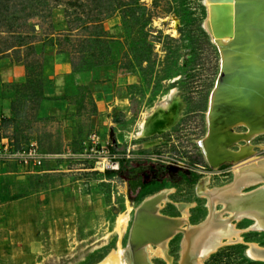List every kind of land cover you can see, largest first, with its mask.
Here are the masks:
<instances>
[{
    "label": "rangeland",
    "instance_id": "rangeland-1",
    "mask_svg": "<svg viewBox=\"0 0 264 264\" xmlns=\"http://www.w3.org/2000/svg\"><path fill=\"white\" fill-rule=\"evenodd\" d=\"M41 1L27 4V11L18 6L14 28L0 22V29L13 32L0 33V51L15 46L0 54V113L18 143L35 141L50 156L40 171L23 181L12 179L0 190V264H99L119 245L126 249L136 210L156 193L138 200L127 181L108 176L115 171L107 164L125 159L132 179L160 180L169 174L179 181L162 189L171 191L162 216L182 217L192 227L202 224L210 206L204 193L231 186L240 166L264 161V129L249 139L253 130L246 126L227 129L235 143L221 145L229 158L214 166L199 145L209 135L207 115L222 69L218 44L205 27V0H121L123 7L100 28L85 23L93 17L89 8L103 0H47L45 7ZM102 29L109 42L97 37ZM51 46L73 56L75 96L67 100L74 114L45 111L42 54ZM97 69L134 74L139 84L131 87L107 128L93 131L85 126L96 111L90 84ZM242 148L252 153L237 161L234 155ZM102 149L107 156L98 154ZM181 172L186 179L180 180ZM245 182L236 190L262 187V181ZM178 204L188 206L187 217ZM214 207L222 218H231L224 203ZM126 214L121 233L118 225ZM230 224L241 241L222 245L202 263L197 256V264H264L247 254L251 245L264 249V231L252 229L255 221L249 218ZM185 239L183 233L175 235L164 256L152 255L151 263L182 264ZM187 252L191 256L192 247Z\"/></svg>",
    "mask_w": 264,
    "mask_h": 264
},
{
    "label": "bare ground",
    "instance_id": "bare-ground-1",
    "mask_svg": "<svg viewBox=\"0 0 264 264\" xmlns=\"http://www.w3.org/2000/svg\"><path fill=\"white\" fill-rule=\"evenodd\" d=\"M237 1L238 0H205L209 13V17L205 24V27L210 32L213 41L218 44L217 46L222 56L221 74L217 81L215 90L213 91V94L211 96L210 109L207 115L208 123H209V135L212 132V129L210 127V120H211V114L213 111V104L216 98V94L219 92L224 74L231 73L235 70L234 63L236 61L241 60V63L245 61L247 64V68L253 70L254 72H257L256 77L255 75H253V77L256 78L257 81L254 80L255 82L254 83L251 80H245L243 91L249 93V92H256L257 91L256 89L260 87L263 89L259 90L260 93H258L257 96L250 99L249 106H251L253 111V115L250 118L248 119L239 118L235 122L221 123L218 126H216L215 129L213 130L215 133V139L210 147L206 145V141L209 135L205 140L199 143L200 147L204 151L207 160H210L209 156H211L213 158V163L225 157V153L220 152V148L222 144L231 145L235 143L233 134L228 133L227 129L233 132V129L236 127L246 126L249 130H253V132L249 135L248 139L259 135L261 133L260 132L261 129H264V34L256 33L254 31V27H251L252 16L257 11L256 7L255 8L247 7V15L244 17L246 22L244 35H243L244 37L239 39V41L237 40L236 43ZM244 1H256L257 5H260L259 11H261L262 14L259 19V25L261 28L264 29V0H244ZM234 43L236 44L234 45ZM259 79L261 80L259 81ZM173 95L174 92L170 93L168 98L172 97ZM166 105H167L166 102H164L163 108H165ZM251 153H252L251 149L242 148V151L240 153L235 154L234 158L237 161L244 160L248 158L251 155ZM234 172H235V178L236 176H238V178L229 188H226L224 190L222 189H216L212 191L208 190L204 193V195L207 196V198L210 201L209 202L210 208H215L214 206H216L217 204L224 203L226 205V208H224L223 210L228 211L231 214V218H234L235 220H241L249 216H253L254 218L253 221H255V224L252 226V229L264 231V212L258 210L251 211L245 209L241 211L234 209V206L232 205L230 199V197H232V192H237L236 189L238 188L236 187L240 183L243 184V182L246 181L244 183V185L246 186L258 183V180L257 182H255L256 180H253V177L245 179L246 176L243 175L249 173L253 174L254 177L257 176L263 179L262 187H261L262 192L260 197L264 198V161H258L255 163L254 160L253 164H250L249 167L243 168V166H240ZM223 191L226 192L224 193ZM169 192L171 191L162 190L161 194H158V196H152L145 200L150 202L148 206L149 210L147 211L149 215H150V210L153 207H156L158 213H153V215L166 217V216H162L159 213V211L162 205L168 201ZM225 194L227 195L226 197ZM178 207L181 213H183V215L187 217L188 209H189L188 206L184 204H180V205L178 204ZM130 209H132L131 206ZM221 215L218 214V216ZM218 216L212 217L210 219V224L208 227L203 228L200 232L196 231L195 233H192L193 235L191 238L192 240L188 236L187 241H189L188 243H191L190 246L192 247L191 255L193 256L195 254L193 258H197V256L199 255L201 256L200 257L201 260L199 263H202L203 258L208 257L206 256L207 252L209 251L208 246L211 244V242H213L212 240L213 236L217 232H223L225 234V238L220 242L221 245H226V244L228 245L241 241V238L238 236L236 232L237 230L234 229V226L230 224L231 222L229 224H225L221 226L218 224L219 221ZM171 219H177L180 225L179 229L182 231L185 230L188 231L192 227L189 225L187 219H184L182 217L171 218ZM128 220H129V215L126 214L124 217L121 218L120 222L118 221L119 222L118 226H120L121 228V233H125ZM156 236L159 237L158 234ZM170 239L158 245H152L147 243L140 248L138 254L137 252L133 253L128 246L126 249H123L122 246L119 245L117 250L112 251L99 264H152L150 260L151 256L154 255L158 257L159 256L163 257L165 254L164 250H166V244ZM188 247L189 245L186 244V248H185L186 256L189 253L187 252ZM214 252L215 251H213L212 253ZM247 254L251 258L257 259L258 257L264 255V249L256 245H251Z\"/></svg>",
    "mask_w": 264,
    "mask_h": 264
},
{
    "label": "water",
    "instance_id": "water-1",
    "mask_svg": "<svg viewBox=\"0 0 264 264\" xmlns=\"http://www.w3.org/2000/svg\"><path fill=\"white\" fill-rule=\"evenodd\" d=\"M236 5H237L236 43L237 40L239 41V39L244 37L243 36L244 29L246 26L244 17L247 15V7H254V8L256 7L257 11L252 16L251 27H254V31L256 33L264 34V29L261 28L259 25V19L262 14V12L259 11L260 5H257L256 1H244V0H238ZM236 43H234V45ZM234 65H235V70L233 72L224 74L219 92L216 94V98L214 100L213 111L210 120V127L212 129V132L210 133L206 141V145L208 147H210L213 144V141L215 139V133L213 130L215 129L216 126H218L221 123L235 122L239 118L248 119L253 115L252 108L251 106H249L250 99L257 96L258 93H260L259 90L263 89L260 87L256 89L257 90L256 92H249V93L244 92L243 86L245 80H251L252 82H254V80L257 81V79L253 77V75H255L256 77L257 72H254L253 70L247 68V64L245 61L241 63V60L240 61L238 60L234 63ZM260 80L261 79H259V81ZM165 112L159 110L158 114H162ZM164 123H161V125H163ZM209 158L210 160H208V162L214 166L213 158L211 156H209ZM227 158L229 157L223 158L222 161L226 160ZM253 179H255L256 181L257 180L263 181L261 177H257V176L254 177ZM229 187L230 186L226 188ZM226 188H223L222 190ZM161 192L162 191L156 193L154 196H158V194H161ZM223 192L225 193L226 191ZM261 192H262L261 188L249 193H242L239 191L232 192V197H230L231 203L234 206V209L237 210L243 211L245 209L246 210L248 209L251 211L258 210L264 212V198L260 197ZM226 196L227 195L225 194V197ZM149 204L150 202L143 201L142 205L138 208L134 216L133 223L131 225L128 247L131 249L133 253L137 252L138 254L140 248L147 243L152 245H158L167 241L170 238L172 239L178 233L185 234V238H186L185 243H186L188 236H190L192 233H195L196 231L200 232L203 228L208 227L210 224V219L212 217L218 216V214L215 213V209L214 208L210 209V206H208L207 204V207L209 209V215L207 219L202 224L197 225L195 227H191V229H189L188 231L186 230L182 231L179 229L180 225L177 219H171L169 217H161L159 215L156 216L153 215V213H158L156 207H153L154 209L152 208L150 210V215H149V213H147V211L149 210L148 208ZM218 217H219L218 224L221 226L225 224H229L231 220L234 219V218H222V216H218ZM247 218L254 220L253 216H249ZM157 234L159 235V237L156 236ZM224 238H225V234L223 232H217L213 236L212 239L213 242H211V244L208 246L209 251L207 252L206 256H209L213 251H217V249L222 246L220 242ZM188 242L186 244H188L189 247H191L190 243ZM184 254L185 255L182 264H196V258H193L192 255L187 258L186 252H184ZM256 260L264 261V255L258 257Z\"/></svg>",
    "mask_w": 264,
    "mask_h": 264
},
{
    "label": "crops",
    "instance_id": "crops-1",
    "mask_svg": "<svg viewBox=\"0 0 264 264\" xmlns=\"http://www.w3.org/2000/svg\"><path fill=\"white\" fill-rule=\"evenodd\" d=\"M42 80L45 107L52 114L56 111L60 114H74L70 111L71 105L67 98L75 96L72 87L73 79V56L68 51H62L56 47H47L42 54ZM139 84V79L134 74L119 73L112 69H97L94 72L90 84V93L95 106V113L91 116L85 129H105L113 119V112L119 110L127 99V93L131 87ZM44 109V108H43ZM4 116V115H3ZM72 116L69 117V120ZM75 119L73 120V126ZM77 126V125H75ZM72 130V129H71ZM75 131V129L73 130ZM30 177L19 167L12 166L4 175L1 188L5 187L10 180L23 181Z\"/></svg>",
    "mask_w": 264,
    "mask_h": 264
},
{
    "label": "trees",
    "instance_id": "trees-1",
    "mask_svg": "<svg viewBox=\"0 0 264 264\" xmlns=\"http://www.w3.org/2000/svg\"><path fill=\"white\" fill-rule=\"evenodd\" d=\"M12 0H0V22L1 24H8L9 28H14V22L18 20V16L15 14L18 12V6L22 7L23 11H27L28 7L27 4H33L36 0H15L11 3ZM94 1V0H93ZM17 2H20L17 4ZM32 2V3H29ZM123 1L121 0H103V4L100 7L94 6L93 8H89L91 12L93 13V17L88 20L87 23H85V26L87 27H95L100 28L102 23L109 19L112 15H114L120 8H122ZM42 6H47L48 1L42 0L41 1ZM12 5V7H11ZM0 33H7V34H13L10 29H0ZM99 40H104V43L109 42L108 36L106 32L102 29L100 31L99 35L97 36ZM15 48V46H9L3 51H0L1 53L7 52L11 49ZM130 163L129 160H121L120 165L121 169L118 172H109L108 176L113 175H119L123 180L127 181L130 184V188L137 193V199L141 200L144 197L157 193L161 191L164 187V185L167 182H179V181H172L169 174H164L162 176V179L160 180H154L152 177H148L144 179L141 177L140 179H132L125 171H128V164ZM146 164H151V161L147 160L145 161ZM138 164L136 163V165ZM194 177V180H192V183H196L198 177L195 174H191ZM180 180L186 179L187 177L183 174V172L180 173Z\"/></svg>",
    "mask_w": 264,
    "mask_h": 264
},
{
    "label": "built area",
    "instance_id": "built-area-1",
    "mask_svg": "<svg viewBox=\"0 0 264 264\" xmlns=\"http://www.w3.org/2000/svg\"><path fill=\"white\" fill-rule=\"evenodd\" d=\"M98 154L107 156L108 152L102 149ZM49 158L50 156L44 153L35 141H30L28 144L18 143L8 132L5 118L0 113V185L10 167H19L28 174H34L43 168ZM120 168V161L107 164V169L115 172Z\"/></svg>",
    "mask_w": 264,
    "mask_h": 264
},
{
    "label": "flooded vegetation",
    "instance_id": "flooded-vegetation-1",
    "mask_svg": "<svg viewBox=\"0 0 264 264\" xmlns=\"http://www.w3.org/2000/svg\"><path fill=\"white\" fill-rule=\"evenodd\" d=\"M249 186V185H248ZM202 187V186H201Z\"/></svg>",
    "mask_w": 264,
    "mask_h": 264
}]
</instances>
